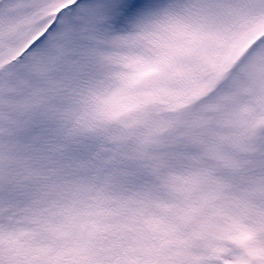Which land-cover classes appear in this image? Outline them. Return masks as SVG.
Here are the masks:
<instances>
[{
	"label": "rangeland",
	"instance_id": "1",
	"mask_svg": "<svg viewBox=\"0 0 264 264\" xmlns=\"http://www.w3.org/2000/svg\"><path fill=\"white\" fill-rule=\"evenodd\" d=\"M26 2L0 16V64L31 53L33 67L0 68V264H264V135L247 150L264 126V0ZM77 3L107 66L78 70L87 47L67 18ZM7 4L17 1L0 12ZM211 68L224 104L185 125L210 137L206 152L174 159L180 172L162 176L155 164L167 160L147 149L164 135L154 124L136 132L132 169L103 176L101 121L123 100L135 111L164 99L179 108ZM218 110L230 122L223 137L209 131ZM214 151L227 166L203 163ZM194 234L202 244L188 247Z\"/></svg>",
	"mask_w": 264,
	"mask_h": 264
},
{
	"label": "trees",
	"instance_id": "2",
	"mask_svg": "<svg viewBox=\"0 0 264 264\" xmlns=\"http://www.w3.org/2000/svg\"><path fill=\"white\" fill-rule=\"evenodd\" d=\"M9 1L10 0H0V7ZM15 1H17V4L14 6H10L7 4L5 9L0 12V16H2L3 14L9 16L12 13L19 12L21 6L20 2H22V0H15ZM24 1L27 5H29L28 2H26L27 0ZM7 9L9 10L10 13L8 12ZM69 12L70 13L67 14V18L69 21H71L70 32L75 36H80L87 47V52H86L87 58L84 59L86 65L85 67L80 66L78 70L80 69L91 70L95 65L107 66L108 61L107 59L103 58L101 48L94 41H91L90 33L85 32L82 28V24L84 20L83 8L79 6V3H77L75 4L74 8H71L69 10ZM30 54L31 53H27V54L25 53L24 55L22 54L21 59L17 58L16 60H12V61H7V62L4 61L0 64V68L6 66V64L14 65V63L16 67L17 62H19L20 60H25L24 65L26 64L27 68L31 69L33 68L32 63L29 60L25 59L26 56H29ZM23 73L24 72H20L16 70L14 76L17 77V74L20 75ZM79 74L84 75L85 73L81 72ZM24 76H26V72ZM201 76L202 78L205 79V83L201 85L197 81H194L192 83L193 84L192 88L189 89L191 93L190 101L187 103H183V105H180L179 108H177L178 106L175 103H171L168 100L164 99L159 101V105L153 104V105H149V107L137 105L138 107H141L140 110H138L139 111L138 112L135 111L136 109L133 108L135 106L134 105L132 106L133 103L130 100H123L121 103V110H123L120 112L121 114H118L115 117V119L102 120L101 124H99L96 128V131L100 134V136H98L97 133V137L99 138L103 136V134L101 133V131H103L102 130L103 128H108L107 130L110 131V133L107 136V139H105L106 141L104 143V147L103 146L101 147L102 139L95 140L94 144L97 143L101 147L100 153L104 158L100 157V160L108 161L109 163L108 162L106 163L108 165L103 170L104 175L101 174L102 171H100L99 177L101 175L105 176L106 174H115V171L116 173H121L123 169L129 168L127 166H131V165H126V161H129V159L133 160L132 151H134L135 146H137V144L135 143L136 132H143L147 127L153 126L154 124H156L158 127V129H156V133H164V135L162 137V141L159 143V138L157 134L154 133V135L157 137L155 138L153 144L147 145V149L148 152H152L153 150L156 149L157 150L156 156L160 158V160L162 159L167 160V161H158L155 164L157 165L158 169L160 168L162 176H166L168 173L170 174L173 169H174L173 173L176 170L180 172L178 167L174 165V161H173L174 159L193 160L194 159L193 156L194 155L196 156L195 154L196 150H199L202 153L206 152V148L208 147L211 140L210 137L205 136L203 133H198L197 135H191V134L187 135L185 125L188 124L186 123L187 119L191 121L190 120L192 119L191 117L195 115L198 111L201 110L207 111V109L213 108L214 104L218 105L219 108H221L224 103L218 101L217 96L224 94L221 92L220 89L221 88L220 85L222 84L221 80L220 78H217V73L214 68L207 70ZM17 80L20 83L24 81V79H21V77H17ZM6 84L9 85L8 82ZM1 86L2 84L0 82V87ZM1 96H6V95H1ZM7 97L8 100L11 98L10 96ZM21 97L22 95L20 96V98ZM130 108H133L131 112L129 111ZM180 111H183V115L180 114ZM218 111H219L218 115L215 116L211 122L210 125L211 128L209 131L217 134L219 133V136L223 137L227 131V128L230 126V122L228 120L227 125L225 126V123L222 122L227 114L225 115L220 110ZM105 113L108 114L109 112L106 110ZM159 116H163V117L167 116L168 119L164 118V121L162 123H158ZM114 123L116 126L119 127L121 126L122 128H125L126 131L115 128L113 126ZM247 124L248 123H246L245 125ZM161 127L162 129H159ZM253 128L254 127L252 125H248L241 131V133L246 132L248 134L253 130ZM177 129H180V133L178 132L179 134L176 133ZM239 134H235L229 137V141L230 142L234 141L237 138V135ZM263 135H264V126L260 130L254 132V139L251 141L250 144L247 145V150L251 151L254 146L257 147ZM242 136L243 135H239L238 140H241ZM107 142L109 146H111V148L113 147L112 149L107 145ZM117 152H119L120 159L117 157ZM244 155L245 153L242 152L240 154L241 157L239 159L237 158L235 161H246V159L243 158ZM149 156L151 157V155ZM208 158L211 159L212 161H203V163L208 162L207 164H210V163H216L218 161H223L222 165H226V163L230 161V159H224V160L218 159V157L216 156V151L211 152ZM249 160L251 161V159ZM118 161H122V162L119 163ZM144 164L145 161H141V166H143ZM129 169L131 170L132 168ZM222 223L217 222L216 225L221 226ZM220 229L221 231H223L222 228ZM186 244H188V247H191L192 244H202L201 238L197 237V234H194L192 241L190 242L189 239V241H187ZM204 246L208 248H212L213 242H210Z\"/></svg>",
	"mask_w": 264,
	"mask_h": 264
}]
</instances>
